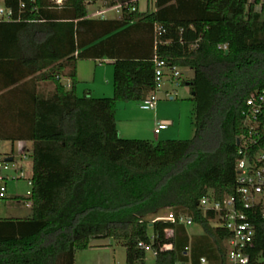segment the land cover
I'll use <instances>...</instances> for the list:
<instances>
[{"label": "trees", "instance_id": "1", "mask_svg": "<svg viewBox=\"0 0 264 264\" xmlns=\"http://www.w3.org/2000/svg\"><path fill=\"white\" fill-rule=\"evenodd\" d=\"M0 1L12 20L0 26L23 23L15 33L21 56L0 58V141L32 143L30 194L14 197L28 201L31 213L0 218V264H75V252L92 238L120 242L125 264H144L139 241L154 249L172 244L155 264H199L201 257L229 264V233L211 224L215 214L199 200L208 190L222 196L234 183L241 110L264 87V0H156L155 10L128 4L116 18L89 17L86 2L95 0ZM60 20H76V56L39 57ZM154 56L193 71L182 82L194 105L191 139L118 134L116 102L143 100L155 89ZM81 59L112 60V96L76 93ZM43 81L53 84L47 94ZM164 207L189 216L202 232L145 219ZM165 228L172 238H164ZM260 251L264 257L263 220L246 264H261Z\"/></svg>", "mask_w": 264, "mask_h": 264}, {"label": "built area", "instance_id": "2", "mask_svg": "<svg viewBox=\"0 0 264 264\" xmlns=\"http://www.w3.org/2000/svg\"><path fill=\"white\" fill-rule=\"evenodd\" d=\"M137 0H124L117 3L116 7H122ZM104 12L107 10H103ZM99 11L93 15L103 13ZM11 20V10L6 8L0 1V22ZM157 33L163 31L161 26H156ZM226 48V46H222ZM155 64V89L145 98L141 108L153 109L157 98L155 91L164 77L177 79L180 75L178 69L168 68L165 62L154 56ZM168 124L156 121L153 133L157 135L166 129ZM237 151L234 159V183L229 192L222 196H216L213 190L208 192L199 200V207L204 211L215 214L211 224L221 227L229 233L224 241L226 245V256L229 264H246L251 257V249L255 247L256 221H264V87L253 90L245 99L241 110V132L237 138ZM27 154V152H26ZM26 154H24L26 156ZM7 158H11L8 160ZM10 155L2 156L0 151V204L7 198L6 179L4 171L11 169ZM24 176L23 171L20 172ZM31 185L30 178H28ZM30 191L27 192V195ZM164 221L172 224H182L186 228L193 225L192 219L185 214L176 215L169 211L164 215L156 216L152 222ZM165 239L173 237V229L163 230ZM151 236V240L154 239ZM138 247L144 251H152L154 255L160 251L171 249L172 244L166 243L154 249L150 243L139 241ZM256 260L264 264V257L260 251ZM199 264H208L205 257L199 259Z\"/></svg>", "mask_w": 264, "mask_h": 264}, {"label": "rangeland", "instance_id": "3", "mask_svg": "<svg viewBox=\"0 0 264 264\" xmlns=\"http://www.w3.org/2000/svg\"><path fill=\"white\" fill-rule=\"evenodd\" d=\"M94 10H90L89 14H94ZM120 10L107 12L106 16H114L119 14ZM101 16V15H95ZM94 16V17H95ZM105 16V15H104ZM111 68L113 75V66ZM180 75L177 79H169L164 77L161 80L158 89L155 91L157 98L155 109H142L141 104L143 100H118L116 104L117 119L118 120H131L135 123L138 129L135 134L129 133V135L140 136H121L126 138H142L152 141L167 140V139H191L194 136L195 128L193 124V101L191 100V92L188 85L182 84L183 81L189 79L192 72L189 68H177ZM103 70V69H102ZM99 78L105 79L103 71L98 73ZM113 77V76H112ZM39 87L40 91L45 92L47 83L42 84ZM41 86V84H40ZM84 86L78 85L76 93L78 95L83 94ZM94 88H97L94 86ZM98 89V88H97ZM98 93V92H94ZM113 94V86L112 92ZM96 97V96H93ZM129 104L125 107L124 104ZM116 108V105H115ZM116 114V110H115ZM116 119V116H115ZM159 120L166 122L168 127L163 129L160 134L151 133L149 136V130L153 131V121ZM155 135L158 137L154 140L152 137ZM11 142L0 141V151L3 157H6L7 151L12 154L13 160L11 161V169L4 171L3 175L6 179V193L7 198L0 204V218L8 217H24L31 213L30 204L25 200L14 199L15 196L26 197L27 192L30 191V184L28 178L31 175V157L26 154V145L16 142L13 146V150H9ZM28 152H31L29 150ZM27 152V153H28ZM23 171L24 176L20 175V171ZM172 211L170 208H160L147 216L145 219L152 222L156 216H161L167 212ZM189 234H200L202 229L199 225L193 224L187 227ZM75 264H125V248L120 242L115 241L112 238H92L89 242V246L85 249H79L75 252ZM144 264H155V255L150 251H146Z\"/></svg>", "mask_w": 264, "mask_h": 264}, {"label": "crops", "instance_id": "4", "mask_svg": "<svg viewBox=\"0 0 264 264\" xmlns=\"http://www.w3.org/2000/svg\"><path fill=\"white\" fill-rule=\"evenodd\" d=\"M62 0H56L57 4H61ZM155 1L156 0H137L135 2H131L129 4H134L137 10L145 11V10H155ZM115 5H106L105 1L103 0H95L91 2H86V9L88 10V13L90 10H94L93 12H99L103 10V13L98 14L101 16H95L93 14H89V17H100V18H116L119 16V14H116L114 16H106L107 12L116 10L117 12L119 10H122V7H116ZM128 5V4H127ZM57 10H60L59 6ZM105 15V16H104ZM75 23L76 20H60V21H54L52 23V26L54 28V35L51 37L47 42L41 45V48L38 52V56L41 58H58L63 59L66 57H75L77 50H76V44H75ZM22 22L16 21L13 23H9L7 25H1L0 26V58H19L21 56V50L19 49L16 39H15V33L19 29V27L22 26ZM105 65H112L111 59H81L78 60L76 63V76L78 79V84L76 87V90L78 88V85L84 86L83 88V94H89L90 96H96V97H110L112 96V70L109 66ZM103 69V70H102ZM100 71H103L104 76L106 77L103 79L102 77L99 78L98 73ZM191 76H189V79L193 76V71ZM60 80L66 84L67 86L70 84L69 79L61 76ZM44 83H47L45 94H47L49 91L53 89V84L50 81H43L41 82L42 87ZM97 87V88H94ZM98 92V93H94ZM82 94V95H83ZM128 103L124 104L125 107H128ZM156 106V105H155ZM117 109L118 105L116 104V127L118 130L119 136H140V135H129V133L136 132L137 126H135V123L131 120L125 119V120H118L117 119ZM155 107L153 108V110ZM156 121L154 120L153 126L155 127ZM153 127V128H154ZM162 131V130H161ZM161 131L158 133L160 134ZM153 131L151 132L149 130V136ZM154 134V133H153ZM126 138V137H124ZM154 140H156L158 137L153 135L152 137ZM142 139V138H141ZM9 142V141H7ZM16 142L23 143L26 145V151L28 152L31 150L32 143L30 141H15L11 142V147L9 150H13V146ZM31 152H28L26 155L30 154ZM7 154L12 156L9 151H7Z\"/></svg>", "mask_w": 264, "mask_h": 264}, {"label": "water", "instance_id": "5", "mask_svg": "<svg viewBox=\"0 0 264 264\" xmlns=\"http://www.w3.org/2000/svg\"><path fill=\"white\" fill-rule=\"evenodd\" d=\"M225 53H227V50H225ZM193 94V92H192ZM238 143V140H236V144ZM8 160H11V158H7Z\"/></svg>", "mask_w": 264, "mask_h": 264}]
</instances>
